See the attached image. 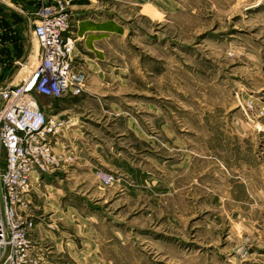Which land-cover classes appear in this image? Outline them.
<instances>
[{"label": "rangeland", "instance_id": "obj_1", "mask_svg": "<svg viewBox=\"0 0 264 264\" xmlns=\"http://www.w3.org/2000/svg\"><path fill=\"white\" fill-rule=\"evenodd\" d=\"M92 1L118 28L102 79L38 97L89 157L60 182L49 261L264 264V0Z\"/></svg>", "mask_w": 264, "mask_h": 264}, {"label": "built area", "instance_id": "obj_2", "mask_svg": "<svg viewBox=\"0 0 264 264\" xmlns=\"http://www.w3.org/2000/svg\"><path fill=\"white\" fill-rule=\"evenodd\" d=\"M66 0H39L32 34L37 63L18 83H1L0 61V264H42L31 239L35 222L30 203L42 175L69 166L73 152L57 146L69 120L49 115L38 97L80 96L87 82L76 60V36ZM25 63L18 61L21 68ZM109 184L111 177L101 173Z\"/></svg>", "mask_w": 264, "mask_h": 264}, {"label": "crops", "instance_id": "obj_3", "mask_svg": "<svg viewBox=\"0 0 264 264\" xmlns=\"http://www.w3.org/2000/svg\"><path fill=\"white\" fill-rule=\"evenodd\" d=\"M70 1L72 5L70 10L71 19L74 23L76 36V60L81 65H85V70L88 68V72H86L88 74L87 79L92 83L102 79L100 65L105 64L106 56L109 58L107 48L109 42L115 40L118 28H116L117 25L115 27L113 23H110L113 20L111 17L104 20L90 18L92 15L104 16L108 12L102 6L94 4L92 0ZM38 6L39 0H0L2 84H10L22 76L24 70L20 72L21 68L17 65L18 61L29 64L32 62L31 59L35 57V53H37L36 59L38 58L39 46L32 34L34 13ZM88 94L95 97L91 92H88ZM60 100L65 102L67 99ZM69 131L71 132L69 133ZM69 131L60 139L57 146L70 148L69 151L73 152L75 162L73 160L74 163L72 162L73 164L71 163L67 167L51 174L42 175L41 181L50 178V182H45L42 191L39 194L34 192L32 196L30 214L35 226L31 232V239L36 247V255L39 256L42 264H52L49 260L64 256L65 252L62 253L61 251L67 247L66 244L69 245L67 240H63L61 236L64 232L55 230L56 225L63 224L61 221L66 220V218L59 215L58 211L65 214L69 212L67 208L65 209L61 205L62 186H60V182L71 176L77 166L89 162V157L86 156L88 148L85 147V143L75 140L73 135L76 131L73 129ZM75 146H78V152H76ZM42 243L50 244V248L53 249L52 256L47 255L46 248H42ZM55 249L60 251L57 252L58 257L55 255Z\"/></svg>", "mask_w": 264, "mask_h": 264}, {"label": "bare ground", "instance_id": "obj_4", "mask_svg": "<svg viewBox=\"0 0 264 264\" xmlns=\"http://www.w3.org/2000/svg\"><path fill=\"white\" fill-rule=\"evenodd\" d=\"M27 67H28V66H27V64L25 63V64L21 67V69H20L21 71H20V72H22L23 70H25ZM20 72H19V73H20ZM13 82H14V81H13ZM13 82H12V83H13ZM14 83H15V82H14ZM2 163H3V162H2ZM2 166H3V165H2ZM1 168H2V167H1Z\"/></svg>", "mask_w": 264, "mask_h": 264}]
</instances>
